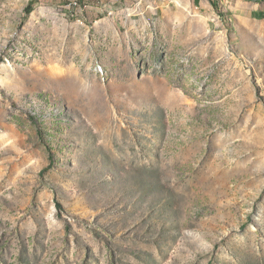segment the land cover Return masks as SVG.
<instances>
[{"label":"rangeland","instance_id":"1","mask_svg":"<svg viewBox=\"0 0 264 264\" xmlns=\"http://www.w3.org/2000/svg\"><path fill=\"white\" fill-rule=\"evenodd\" d=\"M0 264H264V0H0Z\"/></svg>","mask_w":264,"mask_h":264},{"label":"trees","instance_id":"2","mask_svg":"<svg viewBox=\"0 0 264 264\" xmlns=\"http://www.w3.org/2000/svg\"><path fill=\"white\" fill-rule=\"evenodd\" d=\"M213 6H214V8L217 10V6H216L215 3L213 4ZM25 12H26V14H30V13L32 12V7H31L30 5H28V6L26 7Z\"/></svg>","mask_w":264,"mask_h":264}]
</instances>
